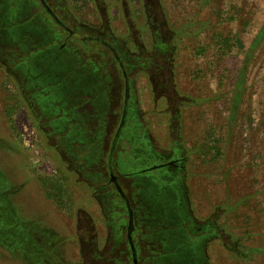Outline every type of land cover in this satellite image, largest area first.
Returning a JSON list of instances; mask_svg holds the SVG:
<instances>
[{"label": "rangeland", "instance_id": "obj_1", "mask_svg": "<svg viewBox=\"0 0 264 264\" xmlns=\"http://www.w3.org/2000/svg\"><path fill=\"white\" fill-rule=\"evenodd\" d=\"M34 1L30 15H20L19 21L33 14L49 19L38 0ZM45 2L66 27L50 23L54 34L74 49L71 64L84 66L85 72L91 65L96 68L98 80L90 91L96 97L103 95L106 105L95 109L88 101L91 96L80 93L75 101V106L81 105L75 120L79 127L75 129L88 128V139L96 132L100 153L97 158L87 156V145L73 142L67 147L59 141V133L50 132L31 96L38 86L30 88L22 72L7 65L12 50L0 37V168L9 167L10 179L11 166L26 178L27 164L14 155L24 151L31 154L34 162L29 165L41 178L49 199L43 206L38 197H26L23 183L12 181L15 184L7 190L9 195L2 198L11 203L18 235L6 240L0 237V264H131L125 237L127 214L121 198L108 183L105 189L100 188L107 181L106 156L124 92V77L107 45L115 42L112 46L117 49L123 45L133 50L126 35L130 31L133 39H141L150 48L146 50L149 53L153 33L163 30L160 33L166 39L159 1ZM161 2L169 26L183 32L175 40L178 89L195 103L177 111V101H171L169 95L170 86L153 90L138 68L126 75L129 99H136L141 122L148 127L155 145L166 147L169 139L175 138L184 149L185 183L194 219L202 225L226 224L241 236L243 244L264 250V0ZM89 36L108 43H97ZM49 37L28 44H47ZM82 38L89 46L86 49L80 48ZM155 66L148 70L153 80L159 85L170 82L160 71L158 76L153 73ZM84 112L87 117L81 122ZM103 192L109 195L106 203ZM221 205L228 210L217 215ZM110 212L116 214L115 219ZM0 215L4 218L8 213L1 210ZM114 226L121 229L117 241L112 238ZM142 228L146 236L136 237L137 259L139 264H151L154 247L148 241L151 235ZM41 248L45 249L43 258L38 257ZM204 253L207 264H264V251L244 262L227 252L214 235L207 236Z\"/></svg>", "mask_w": 264, "mask_h": 264}, {"label": "flooded vegetation", "instance_id": "obj_2", "mask_svg": "<svg viewBox=\"0 0 264 264\" xmlns=\"http://www.w3.org/2000/svg\"><path fill=\"white\" fill-rule=\"evenodd\" d=\"M43 1L44 3L38 0L49 19L33 14L21 24L0 29V36L11 39L23 35L32 43L47 35L50 36L48 39L50 43L45 44L46 41H41L32 45L30 48L33 50L29 52L27 60L15 69L22 72L30 88H33V85L38 86L37 89L31 90V96L36 106L42 110L43 118L47 120V126L51 129L50 132L59 133V141L65 142L67 147L73 142L77 146L87 145L86 155L97 158L100 153V142L96 141V132L92 139H88L86 138L88 128L75 129L79 127L75 120L80 116L77 113L81 108V105L75 106V101L78 100L80 93L91 96L88 101L92 102L95 109H103L106 105L103 95L96 97L90 91L98 80L96 68L91 65L85 72L84 66L71 64L75 55L71 54V51L74 49L61 41L59 35L54 34L50 23L65 29L66 27L50 10L45 0ZM10 2L11 0H0L2 8L0 18L3 22L18 18L25 13L30 15L36 5L34 0ZM92 37L98 41L95 36ZM53 38L54 40L51 41ZM82 40L84 41L85 38ZM115 58L124 77L123 101L119 121L107 151L105 162L107 181L101 184L100 188L105 189L108 183L121 198L127 214V233H130V236L136 231V221L141 229L142 226L146 228L151 225L162 227L160 233L174 245L187 237L188 233L201 232L202 226L205 225L195 220L191 213L185 183V152L175 138H170L166 147L154 144L148 127L141 122L136 99H129L130 84L123 65L118 56ZM81 117L80 120L83 122L87 113L84 112ZM36 120L39 119L36 117ZM39 126L41 128V125ZM74 134H78L79 138L74 139ZM115 181L121 187L123 195L115 187ZM102 197L105 198L104 203H106L109 195L103 192ZM109 203L113 208L114 202L110 200ZM129 213L132 219L131 226H129ZM109 214L112 216L113 213ZM206 238V235L200 234L192 246L190 243L186 244L189 246L187 251L193 256L204 255Z\"/></svg>", "mask_w": 264, "mask_h": 264}, {"label": "trees", "instance_id": "obj_3", "mask_svg": "<svg viewBox=\"0 0 264 264\" xmlns=\"http://www.w3.org/2000/svg\"><path fill=\"white\" fill-rule=\"evenodd\" d=\"M158 1H159L158 4L160 6V10L162 13L161 17L165 23L164 31L168 35L166 39L162 38L161 33H163L162 32L163 30L156 31L155 33H153L150 37L151 38L150 39L151 51L147 53L148 51L147 49H150V48L146 46L143 43V41H141V39L140 41L133 39L131 36V32L128 31L126 33V35H128L127 39L128 41H130V44L132 45L133 50H127L123 45L119 49H117L116 46H112L113 45L112 43L115 44V42H109L110 44L107 46H108L109 52L113 55L115 61H116L115 56H118L119 61L123 65V69L126 75L128 74L130 70L134 68H138L139 71H142L145 73L150 87L154 88L153 90H156L159 87L160 88L162 87L161 89H163V86H165L166 84L169 85L170 86L169 95L171 97V101H174V100L177 101L176 109L178 111L184 105H191L195 103L194 98L180 92V90L178 89L176 80H175L176 59L178 56V44L175 40L177 38H180L183 32L180 31L179 29H172L169 26L167 18L164 13L162 2L161 0H158ZM146 2H149V0H146ZM10 3H13V2H10ZM21 23H23V21H19V18L13 19L12 23H8L7 20L3 22V20L0 18V29L11 28V26L18 25ZM0 37H2L1 41H4L5 45L7 43V45L9 46V50H12L11 52L12 58L9 59V61L7 62V65L15 69L16 67L20 66L22 63H24L27 60V56L29 55V52L33 50L32 48H30L32 45L28 44L30 43L28 42L29 41L28 38H26L23 35L21 37L17 36L11 39L3 37V36H0ZM90 37L92 36H89L88 38L91 39ZM97 39H98L97 43H101V41L105 42L104 40L100 38H97ZM105 43L107 44L108 42H105ZM87 47L89 46H87L86 43L82 40L80 48L86 49ZM14 50H16V53L14 52ZM80 52H83V50L80 49ZM88 57L87 59H89ZM153 62L156 63V66L154 65ZM152 65L155 66V69H153V73L156 72V75L158 76V72L160 71L162 77L164 76L168 77L170 82H164L162 83V85H159L158 82L153 80V74L151 72L149 73L148 71L152 67ZM171 85H172V88H171ZM2 197L3 196H1L0 201L4 202L5 200ZM222 206L223 205L218 206L217 209L220 211L217 212V215L219 213L227 212L228 209H224ZM112 215H113V219H115L114 217H116V214L113 213ZM5 217H7V215ZM5 223L7 222H4V221L1 222L0 237L6 240L11 237V234L9 233V229L11 228L4 226ZM126 224H127V221H126ZM135 226H136V231L132 232L131 240H132L133 246L136 249V257H137V253L139 250V247H138L139 244H138V241H136V237L140 236L141 238H145L146 235L144 234L145 233L144 228L141 229V226L138 227L136 222H135ZM112 228H113L112 238L114 239V241H117L119 240L121 229L120 227H115V226ZM146 230L151 235L148 238V241H150L151 245L154 247L153 256L151 258V264H207V258L205 256V253L201 257H198V255L193 256L192 253L187 251L189 246L188 245L186 246V244L190 243V245L192 246L193 243L198 240L200 234H203L206 236L211 235L212 237L214 235V237H216L217 239L221 241L222 245L224 246L227 252L231 253L237 259L242 260L244 262H248L252 260L254 256L260 255V253L264 251L259 248H255V247H251V246H247L243 244L241 236L232 232L231 228L226 224L220 227L217 224L213 226L207 223L202 226L201 232L188 233L187 237H185L181 242L175 243L174 245L170 244V242L168 241L169 239L165 235H162L160 233L162 232L161 231L162 227L160 228V227L151 225V226H147ZM15 235L17 236L18 234L16 233ZM125 237H126V244H127V247L131 255L130 263L133 264L132 249H131L129 240L127 238V228H125ZM35 243L36 242L32 241V244H35ZM44 250H45L44 248H41L42 252L40 255H38V257H41V258L45 257ZM22 252L24 253V256L25 257L27 256L28 258V254H26L27 252L26 253L24 251ZM137 264H139L138 259H137Z\"/></svg>", "mask_w": 264, "mask_h": 264}, {"label": "crops", "instance_id": "obj_4", "mask_svg": "<svg viewBox=\"0 0 264 264\" xmlns=\"http://www.w3.org/2000/svg\"><path fill=\"white\" fill-rule=\"evenodd\" d=\"M2 132L5 135L8 134L7 133L8 131L3 130ZM14 156L21 159L22 162L27 164V165H25V170L28 171L29 176L26 178L20 177L21 172L18 171L19 175H17V173L15 172V169L11 166L10 168L13 171V176L10 179L8 176L9 175L8 174L9 167H4V168L2 167V169L0 168V177H2V180L0 181V197L1 196L7 197L9 195L10 192H8L7 190L10 189L13 184H15V183L12 184V181H13V182H16L18 184L23 183V185L25 186V189H26V197H28L30 195H34L35 197H38L39 201L43 204V206H47L49 204V199L47 198L46 188L42 184L43 182L41 181V178L39 176L33 174L32 164H31V166L29 165V162L33 161L31 154H27L24 151L22 153H16ZM5 165L9 166V163L6 162ZM24 176H25V174H24ZM1 182H4V184H1ZM10 204L11 203H6V201H5V203L3 205H0V211L6 210V212L8 213L7 219H5L6 218L5 216H4V218H2V216L0 215V225H1V222H3V221L7 222L4 224V226L11 228V229H9V233L11 235H15L14 233H17V232H15L14 229H16L15 227H16L17 223H16L15 216L13 215V214H15L14 210H12L13 208H11ZM1 207H4V208H1ZM1 219H2V221H1ZM13 231H14V233H13ZM29 243L31 244V241ZM36 244H39V243L36 242Z\"/></svg>", "mask_w": 264, "mask_h": 264}, {"label": "water", "instance_id": "obj_5", "mask_svg": "<svg viewBox=\"0 0 264 264\" xmlns=\"http://www.w3.org/2000/svg\"><path fill=\"white\" fill-rule=\"evenodd\" d=\"M41 1L44 3L43 0H41ZM113 180H114V177H113ZM115 187L120 192V194L123 195V192L121 190V187L119 186V184L117 182L115 183ZM131 224H132V219H131V214L129 213V226H131ZM127 238L129 240V243L131 245V249H132V252H133V258H132L133 264H137V257H136L135 249H134L133 244H132V240H131L130 233H127Z\"/></svg>", "mask_w": 264, "mask_h": 264}]
</instances>
